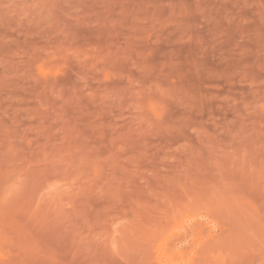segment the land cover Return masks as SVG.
I'll list each match as a JSON object with an SVG mask.
<instances>
[{"label":"rangeland","instance_id":"obj_1","mask_svg":"<svg viewBox=\"0 0 264 264\" xmlns=\"http://www.w3.org/2000/svg\"><path fill=\"white\" fill-rule=\"evenodd\" d=\"M0 264H264V0H0Z\"/></svg>","mask_w":264,"mask_h":264}]
</instances>
